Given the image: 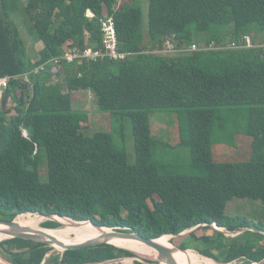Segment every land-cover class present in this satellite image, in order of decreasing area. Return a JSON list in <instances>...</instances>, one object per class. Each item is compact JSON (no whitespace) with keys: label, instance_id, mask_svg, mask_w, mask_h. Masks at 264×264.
I'll return each instance as SVG.
<instances>
[{"label":"trees","instance_id":"1","mask_svg":"<svg viewBox=\"0 0 264 264\" xmlns=\"http://www.w3.org/2000/svg\"><path fill=\"white\" fill-rule=\"evenodd\" d=\"M107 15L127 56L63 60L57 71L50 61L69 49H102ZM23 22L43 43L34 60ZM168 40L183 50L160 53ZM262 43L264 0H149L147 25L142 0H0V78L11 77L10 101H0V219L57 215L147 239L198 227L178 247L224 264L263 260L264 223L229 212L238 200L264 206V53L251 47ZM75 91L95 96L110 132L89 135L90 111L75 108ZM165 112L176 114V144L153 136L152 115ZM242 138L246 160L215 159V146L238 148ZM214 225L245 230L227 236ZM0 255L12 264L135 257L111 244L61 253L20 238L1 241Z\"/></svg>","mask_w":264,"mask_h":264},{"label":"rangeland","instance_id":"2","mask_svg":"<svg viewBox=\"0 0 264 264\" xmlns=\"http://www.w3.org/2000/svg\"><path fill=\"white\" fill-rule=\"evenodd\" d=\"M23 2H26V0H23ZM143 2V20H144V24L147 25L148 24V10H149V0H142ZM28 21V20H27ZM22 29H24V40L25 43L27 45V47L29 49H32V58L33 60L36 59L37 57H39V51L42 49V45L41 42H36L35 41V36L34 34H32V25L30 22H23V27ZM35 53V54H34ZM38 54V56H37ZM57 68V71L59 69V67H55ZM73 95V99H74V104H75V108H84L90 111V120L91 123L89 124H85L84 128L87 129L88 127L90 128V134L89 135H93L94 133L98 132V131H104V132H108L112 130V123H111V119H110V115L109 114H103V113H99L97 112L96 109V99L95 96L90 93V92H82V91H75L72 92ZM12 104V102H8L7 106L10 107V105ZM110 116V117H109ZM151 122L152 123V132H153V136L154 137H158L160 139H163L165 141H169L172 144H176L178 142L177 139V122H176V114L175 113H156L152 115ZM155 120V121H154ZM133 134H132V130L131 127H128L127 130V147L130 153L134 154V146H133ZM250 140H248L247 138H242L239 141L238 144V148H232V147H228L225 145H217L215 146V151L217 150V155H215V159H217L218 162H223V161H244L249 157V153H250ZM132 159H134V156H131ZM238 200V199H236ZM241 202H237L235 204H231L230 205V211L232 212L234 215H246L251 219H255V221H262L264 223V206H262V203L260 201H250V200H238ZM2 214V213H0ZM4 215V214H2ZM31 218H27L24 219L22 221L19 222H24L23 225L24 226H29L32 229H40V228H45L43 227V223H45L47 221V218H38L36 219V221L29 223L28 221ZM19 222H17L19 224ZM59 224L61 227H59V230L65 229V228H69V226H67L64 222H60ZM69 234H70V239H72L73 237H75L74 233H71L70 230H68ZM192 231V230H189ZM186 231L178 236H169V239L171 241V243L175 246L178 247V241L177 239L185 236L187 234H189ZM195 231V230H194ZM234 234H238V233H234ZM234 236V235H232ZM52 237H55L57 239H60L63 237L61 236H56L53 235ZM5 240V239H4ZM2 240H0L1 242ZM64 241V239H63ZM62 241V242H63ZM264 243V242H263ZM56 251H60L55 249ZM126 250V249H125ZM129 251V250H128ZM192 252L189 250L190 253V257L191 256H195L197 254H199L198 252ZM135 254L136 257H124L121 259V261H114L112 262L113 264H134L135 260L138 258H145L149 261H153L156 262L154 264H159L157 263V257L155 256H151V257H140L137 253L133 252ZM202 258H205V256H202L201 254H199ZM50 256V255H49ZM0 258H2L0 256ZM49 258V257H48ZM3 259V258H2ZM5 261V260H4ZM218 263V262H215ZM235 264H243V262H234ZM46 264H50L48 261L46 262Z\"/></svg>","mask_w":264,"mask_h":264},{"label":"water","instance_id":"3","mask_svg":"<svg viewBox=\"0 0 264 264\" xmlns=\"http://www.w3.org/2000/svg\"><path fill=\"white\" fill-rule=\"evenodd\" d=\"M3 99L9 100V93L8 92H6L3 95ZM39 215H41V214H39ZM16 220H17V217L14 220L0 219V234L5 235L6 239L20 238V239H24V240H32L34 242L47 244V245L53 247L54 249L60 250L61 252H64L67 250L94 247V246H98V245H102V244L114 245V244L108 242L107 240H104L103 239L104 237L103 238L100 237V238L90 239V240H86V241H80V242L64 243L62 241H59L55 237H51V236L47 235V233H45L41 230L31 229V228H27V227H21V226H19V224L17 223ZM77 223H89V224H91L94 227L99 228V229H109L111 232L106 233L105 236L118 238L120 240L135 241V242H139L141 244H144L147 247L152 248L157 252L158 256H157L156 260H157V263H159V264H177L174 260L173 252L171 251V249H169L166 246H163L157 242L160 238L159 239H147V238L141 236L140 234H138L137 232L116 231V230H112L111 228H104V227H100L98 225H95L92 221L77 222ZM229 235L230 236H232V235L236 236L235 234L231 235L230 233L228 234V236ZM165 236H168V235H165ZM165 236H163V237H165ZM114 246L121 248V249H126V248L119 247L117 245H114ZM176 248L182 252H186L188 250H191V249L186 250V249H183L180 247H176ZM126 250H129V249H126ZM129 251L134 252L132 250H129ZM121 259H117L114 261H121ZM136 260L143 261V262L147 261V259H145V258H138V257ZM114 261H112V262H114ZM214 261H216V260H214ZM216 262H218V261H216ZM218 263H220V262H218ZM220 264H224V263H220ZM227 264H235V263L233 262V263H227ZM252 264H264V259L259 261V262L252 263Z\"/></svg>","mask_w":264,"mask_h":264},{"label":"bare ground","instance_id":"4","mask_svg":"<svg viewBox=\"0 0 264 264\" xmlns=\"http://www.w3.org/2000/svg\"><path fill=\"white\" fill-rule=\"evenodd\" d=\"M28 216L29 215H26L22 220L27 219ZM38 218H42V217H40L38 215L33 216L28 221V224L36 221V219H38ZM56 219L60 222H64L67 226H69V228L68 229L65 228L62 230H59V228H56V229L40 228L38 230H41V231L47 233V235H49L51 237L53 235L61 236V237H63L64 241L62 238H60V239H62V241L64 243L80 242V241H86V240H90V239H95V238H100V237L103 238L104 237L103 238L104 240H107L108 242H110L114 245H118L122 248H126L129 250L135 251L137 253L152 255L155 257L158 256L157 252L154 249L149 248L146 245L141 244L139 242L129 241V240H120L118 238L105 236L106 233L111 232L109 229H99V228H96L89 223H76L72 220L63 219L60 217H56ZM22 220H20V221H22ZM19 226L31 228L29 226H24L23 224H19ZM68 230H70L71 233H74L75 237L70 239V234L68 233L69 232ZM5 238H6L5 235L0 234V240H3ZM168 240H169V236H165V237L160 238L157 242L159 244L166 246L167 248L171 249V251L173 252L174 260L177 264H220V263H215L213 261L207 260L205 258L199 259L198 261H193L190 257L189 250L186 252H182L179 249H177L176 247L170 245L168 243Z\"/></svg>","mask_w":264,"mask_h":264},{"label":"built area","instance_id":"5","mask_svg":"<svg viewBox=\"0 0 264 264\" xmlns=\"http://www.w3.org/2000/svg\"><path fill=\"white\" fill-rule=\"evenodd\" d=\"M101 30L103 33L102 49H97V50L87 49L83 53H81L78 49H69L68 54L60 58L72 62L74 61L75 58H79V57L80 58L86 57L91 60H96L99 57H108L114 60L126 57L127 53H122L118 49V36H117L116 25L113 17L107 15L103 19H101ZM251 47H259L263 50L264 53V43L256 46L251 45ZM192 50H197V47L195 45L192 46ZM165 51L173 52V51H177V49L174 45L168 43V46ZM57 63L58 64L60 63L59 60H57ZM9 80H10L9 77L0 78V98H2V96L8 89ZM220 230L226 233L224 229H220ZM46 262L47 261L44 260L41 264H46ZM0 264H9V263L4 262L3 260L0 259Z\"/></svg>","mask_w":264,"mask_h":264},{"label":"clouds","instance_id":"6","mask_svg":"<svg viewBox=\"0 0 264 264\" xmlns=\"http://www.w3.org/2000/svg\"><path fill=\"white\" fill-rule=\"evenodd\" d=\"M87 16H89L90 18H93L94 17V14L91 12V11H88L87 12ZM110 16V15H109ZM111 17H113V16H111ZM104 17H102V19H103ZM114 19V18H113ZM115 21V20H114ZM100 22H101V19H100ZM115 25H116V22H115ZM102 31V30H101ZM118 36V35H117ZM165 43H170V44H172V45H174L175 47H176V49H177V51H173V52H166L165 50H166V48H167V46L160 52V53H163V54H177V53H179L181 50H183L182 48H179L178 47V44H177V42L175 41H172V40H168V41H166ZM57 60H59V64L57 63ZM61 61H63V59H61V58H56L55 60L54 59H52V61H50V63L54 66V67H59V69L61 68ZM42 67V69L45 67V65L43 66V65H41ZM36 70L37 71H39L40 70V68H36ZM28 75H29V73H27V74H25L23 77H25L26 79H28ZM5 77H9V76H5ZM3 78V77H2ZM10 79H11V77H9ZM9 86H10V80H9ZM6 92H8V89L6 90ZM5 92V93H6ZM4 93V94H5ZM4 100L5 99H3V96H2V98H0V101L3 103L4 102ZM8 101H10V98H9V100ZM108 132H110V131H108ZM40 213H26V214H21V215H30V216H35V215H38V216H40V217H42V218H47V221L46 222H48V221H56V222H58L59 223V221L56 219V217H60V216H57V215H54V216H50V217H47V216H44V215H39ZM21 215H18L17 216V218L19 217V216H21ZM60 218H63V219H69V218H65V217H60ZM69 220H72V219H69ZM72 221H74V220H72ZM45 222V223H46ZM74 222H79V221H74ZM83 222H86V221H83ZM44 224V223H43ZM60 225V224H59ZM62 226V225H61ZM61 226H59V227H61ZM58 227V228H59ZM216 230H218V231H221L220 229H222V228H219L217 225H214L213 226ZM104 228H107V227H104ZM198 227H196V228H194V229H192V231H194V230H196ZM45 229H49V228H45ZM112 229V228H111ZM112 230H115V229H112ZM225 230V229H224ZM245 230V229H244ZM243 230V231H244ZM117 231V230H116ZM192 231H189L188 233H191ZM226 231V230H225ZM243 231H241V232H235V233H238V234H235L236 236L237 235H239L240 233H242ZM221 232H223V231H221ZM225 233V232H224ZM226 233L227 234H234V233H231V232H228V231H226ZM182 234V233H181ZM226 234V235H227ZM168 236H175V235H168ZM228 236V235H227ZM230 236V235H229ZM5 240H6V238H5ZM2 241H4V239L2 240ZM55 250V249H54ZM59 252H61V251H59ZM61 253H63V252H61ZM1 256V255H0ZM203 256V255H202ZM2 257V256H1ZM48 257H49V255H47V257H46V259H44V260H46L47 261V259H48ZM3 258V257H2ZM2 258H0L1 260H5L4 262H7V263H9V264H12V263H10V262H8L6 259H2Z\"/></svg>","mask_w":264,"mask_h":264},{"label":"crops","instance_id":"7","mask_svg":"<svg viewBox=\"0 0 264 264\" xmlns=\"http://www.w3.org/2000/svg\"><path fill=\"white\" fill-rule=\"evenodd\" d=\"M41 44H43V43L41 42ZM42 48H43V45H42Z\"/></svg>","mask_w":264,"mask_h":264}]
</instances>
